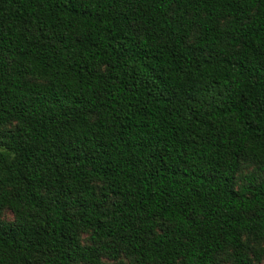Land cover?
I'll return each instance as SVG.
<instances>
[{
  "label": "trees",
  "instance_id": "obj_1",
  "mask_svg": "<svg viewBox=\"0 0 264 264\" xmlns=\"http://www.w3.org/2000/svg\"><path fill=\"white\" fill-rule=\"evenodd\" d=\"M3 210L0 264L264 260V0H0Z\"/></svg>",
  "mask_w": 264,
  "mask_h": 264
},
{
  "label": "rangeland",
  "instance_id": "obj_2",
  "mask_svg": "<svg viewBox=\"0 0 264 264\" xmlns=\"http://www.w3.org/2000/svg\"><path fill=\"white\" fill-rule=\"evenodd\" d=\"M255 167V164L244 162L241 166L240 171L237 174V180H236V186L238 187L241 182L243 175L253 170ZM1 219L7 220L12 218V214L8 210H3L0 214ZM259 244L254 243L253 241H247V247H248V255H253V251L259 248ZM217 263L218 264H231L232 260L228 253H222L217 256ZM102 264H134L133 260L128 257L127 255L123 254L117 259H104ZM254 264H264V260H261L260 262L254 261Z\"/></svg>",
  "mask_w": 264,
  "mask_h": 264
}]
</instances>
